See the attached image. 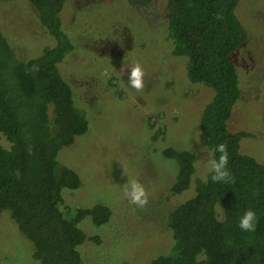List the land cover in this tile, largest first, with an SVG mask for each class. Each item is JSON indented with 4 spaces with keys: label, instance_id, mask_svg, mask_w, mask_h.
<instances>
[{
    "label": "trees",
    "instance_id": "obj_1",
    "mask_svg": "<svg viewBox=\"0 0 264 264\" xmlns=\"http://www.w3.org/2000/svg\"><path fill=\"white\" fill-rule=\"evenodd\" d=\"M240 1L166 0L173 54L188 59L190 82L214 91L201 116V135L209 151L226 145L232 181L214 182L210 171L205 180L194 179L195 155L165 148L163 156L179 167L165 197L180 203L166 215L174 241L170 253L149 264H264V165L242 152V140L251 134L230 129L241 98L232 56L248 41L236 14ZM29 2L54 45L37 57L18 59L0 23V216L7 211L32 244L31 261L84 264L78 248L109 247L111 237L105 231H110L119 206L65 208L63 190L78 189L82 181L74 170L60 164L58 155L88 132L89 120L75 106L76 89L61 72V65L75 50L63 30L66 0ZM191 183L194 193L191 190L188 199L179 198ZM248 208L258 220L253 231L243 232L238 218ZM131 221L125 219L122 226Z\"/></svg>",
    "mask_w": 264,
    "mask_h": 264
},
{
    "label": "rangeland",
    "instance_id": "obj_2",
    "mask_svg": "<svg viewBox=\"0 0 264 264\" xmlns=\"http://www.w3.org/2000/svg\"><path fill=\"white\" fill-rule=\"evenodd\" d=\"M236 14L248 41L232 56L241 98L230 129L251 134L242 140V152L264 165V0H241ZM166 16V0H66L64 4L63 30L75 50L61 72L78 92L77 97L73 93L75 106L89 120L88 132L58 155L60 164L74 170L82 181L78 189L63 190L65 208L119 206L110 231H105L111 237L109 247L78 248L84 264H149L170 253L174 241L166 215L180 201L165 196L179 167L163 156L165 148L195 155L194 179L205 180L209 172V149L200 121L214 91L188 79V59L173 54ZM0 23L18 59L37 57L54 45L29 0H0ZM137 62L145 73L141 90L130 89L127 70L122 71ZM2 143L8 147L4 139ZM128 179L144 185L145 206L134 205L125 196ZM194 188L191 183L178 197L188 199ZM125 219L132 221L124 227ZM31 256L32 244L4 211L1 264H38Z\"/></svg>",
    "mask_w": 264,
    "mask_h": 264
},
{
    "label": "clouds",
    "instance_id": "obj_3",
    "mask_svg": "<svg viewBox=\"0 0 264 264\" xmlns=\"http://www.w3.org/2000/svg\"><path fill=\"white\" fill-rule=\"evenodd\" d=\"M127 70V86L133 90H141L145 87L144 70L140 63L122 69ZM216 153H219L217 156ZM207 166L211 173V179L214 182L229 183L232 176L228 170V154L225 144L216 145L207 153ZM124 194L128 197L130 203L143 207L148 203V193L143 184L136 180L128 179L123 186ZM257 213L248 208L238 218V227L243 232H251L257 224Z\"/></svg>",
    "mask_w": 264,
    "mask_h": 264
}]
</instances>
